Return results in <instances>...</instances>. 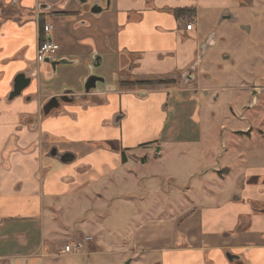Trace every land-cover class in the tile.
<instances>
[{"label":"crops","instance_id":"0c3cea01","mask_svg":"<svg viewBox=\"0 0 264 264\" xmlns=\"http://www.w3.org/2000/svg\"><path fill=\"white\" fill-rule=\"evenodd\" d=\"M87 1L0 0V264H264V28L247 25L264 0H110L106 10L92 0L98 14ZM201 13L222 28L220 40L231 43L223 28L237 23L255 36L238 30L231 47L245 58L246 78L223 72L233 49L221 55L226 67L219 56L208 61L217 38L201 31ZM45 39L58 45L53 61L63 66L36 62ZM69 66L101 70L96 89L67 90L60 70ZM209 70L205 86L199 76ZM19 74L29 84L9 99ZM255 78L249 111L258 107V117H245ZM139 82L147 84L135 98L121 91ZM167 87L182 94L179 107L201 93L213 104L224 97L228 129L213 132L212 117L196 111L199 131H174L177 116L175 127L164 121L154 132ZM53 99L57 108L44 114ZM139 120L147 134L132 137L127 129ZM76 240L81 253L63 254Z\"/></svg>","mask_w":264,"mask_h":264},{"label":"rangeland","instance_id":"374dc122","mask_svg":"<svg viewBox=\"0 0 264 264\" xmlns=\"http://www.w3.org/2000/svg\"><path fill=\"white\" fill-rule=\"evenodd\" d=\"M257 2H259L260 0H256ZM92 0H88L84 6L85 7H90L91 4H92ZM101 2V1H100ZM255 2L256 4H259ZM101 5H103V2H101ZM249 12V10H248ZM250 14V24H247L248 26H252V27H255V24H257L258 26H260V28L263 30L264 28V20L263 19V15H264V10L261 9V8H256L254 10H251L249 12ZM204 15V14H203ZM202 15V13L199 15V18H198V24H199V27L201 29L202 32H204V30H207V29H211V31L213 32L214 31V34L216 35V38H217V42L215 43L214 46H211L208 48L207 52H206V56L207 58L209 56H211L213 58V56H219L218 57V61H219V64L223 65V67H226L227 65H225V62L221 61L220 58L221 55L223 54H229L230 51H232L231 49H233V53L235 54V48H231V47H234V41L236 40L237 37H241V34L239 32H237L238 30H240L246 37L244 39H246L247 41H251V42H254V38L255 36L253 37L251 35L248 36V34L246 33V31H242L241 30V26L242 25H245V24H240V23H237L236 24V31H235V25H226L223 29L226 32V34L228 35H231L233 36V39L231 41V43H229V40H227V37H223V40H220V34L222 33V28L221 27H218V26H215L214 29H213V25L208 23L204 16ZM258 16V18L256 17ZM260 16V17H259ZM246 25V26H247ZM207 36H205V34L202 35V40H205ZM258 43V42H256ZM256 50V49H255ZM205 60V59H204ZM207 61V60H206ZM208 61H209V58H208ZM243 61H245V58H241L238 59V57H236V54H235V57H233L232 59V63H230V65L226 68V70L224 69L223 72H227L229 73L231 70V72H234V73H238L240 75H243V73L245 75H243V79L246 78L247 74L245 73L246 71L244 69H242L243 67H245V65H247L246 62L243 63ZM247 61V60H246ZM246 63V64H245ZM41 66V65H40ZM39 66V67H40ZM50 66V65H48ZM57 66H63L62 64H59ZM87 70L84 72V70L81 68V69H78L74 66H69V67H62V69L60 70V72H62V76L66 79V83H67V87L68 89L67 90H71L73 93L74 92H79L83 89V80L81 82L78 81V76L80 75H85L86 73V76L85 77H88L89 75H94L96 76L95 73H99L101 72V70L97 69V68H93V69H90V66L86 67ZM242 70H244V72H242ZM107 74L109 75H112L110 74V71L109 70H106ZM40 73V71H38V74ZM84 73V74H83ZM41 75H43V73L41 72L40 73ZM39 74V75H40ZM38 75V76H39ZM239 76V75H238ZM50 79H49V83H51V78L52 80H56L54 79L55 76H53L51 74V71H50V75H49ZM236 75L233 76V79H235ZM241 77V76H240ZM249 77V75H248ZM207 78H209L210 80H206ZM111 79L112 81L114 80V77L111 76ZM199 79H200V82L203 83V85H211L213 84V71H208V72H202L201 76H199ZM41 81H42V84L45 85L46 84V81L44 79V76L43 78H41ZM110 82V81H109ZM166 82V81H165ZM175 82L174 80L172 81H168L167 83H173ZM194 82V81H193ZM253 83H251L250 85H248L249 87V91L251 93V100H250V97H247V99L250 100V103H251V107H247L248 110L247 111H244L243 112V115L245 117H249V115L251 114L252 117H258V111H259V108L258 107H255L251 112L249 111L250 109H252L254 107V100H253V95H255L257 93V90L259 89L258 88V78H255V80L252 81ZM156 84V83H155ZM194 83H191V85H193ZM154 85V84H153ZM166 85H169V84H166ZM51 86L48 85L47 87L49 88ZM119 87H117L118 89ZM145 88V86L141 85V84H138L137 87L135 86H130L126 89H121V91H123L124 93H130L131 91V96L133 98L136 97V95L134 94L136 91H140L141 89ZM51 89V88H50ZM167 91L166 93L169 94V103L167 105V103L165 104V106H163V115L161 116V120L155 125H153L152 127V130H154V132H158L160 131V129L163 127V123L164 121H169L168 124L166 125V130L169 129L170 127H175V122L173 123V120L175 119V117H179V124L177 126L176 129H174V131H177V130H184V131H188V132H195L196 130H200L201 127L200 125L198 126V124H196V121L194 119V114H196L195 112L198 111V114L201 115V114H204V117L206 118H211L212 117V120H211V128L213 130V132L217 131V133L220 131L219 130V127L220 125L222 124L225 128L227 126V123L224 119V116L222 115V112L224 111L225 107H226V104L225 103V100H224V97L219 99L218 102L214 103L213 102L211 103V99L210 100H203V95L202 93L201 94H198L197 95V101H194L193 103L189 104L188 102L185 103L182 107H179L177 106V104H175L174 102L178 103L179 105V102L181 101V96L182 94L179 93L178 95L176 94L175 91H172L171 87H167ZM62 90H64V88H62ZM129 91V92H128ZM43 90H39L38 93L40 94H43ZM134 92V93H133ZM253 92V94H252ZM222 94H227L226 92L222 93ZM194 93L190 92V94H188V96H193ZM208 97L211 98V96L209 95ZM184 100H186L185 97H183ZM192 101V100H191ZM190 101V102H191ZM185 102V101H184ZM253 104V105H252ZM189 106V107H188ZM147 107V110H150V106L149 105H146ZM123 110L124 111H133V106L131 108H128L126 107V105L123 106ZM250 112V114H249ZM215 114V115H213ZM212 115V116H211ZM133 118L136 117V113H133L131 115ZM240 118H243L242 116H240ZM210 122V121H209ZM146 127V128H145ZM145 128V129H144ZM144 129V130H143ZM172 129V128H171ZM228 129V127L226 128V130ZM255 130V128H252L251 127V130ZM145 130H147V123L144 124L143 121L140 122V120L136 123V124H133L132 127H128L127 131L130 132L131 136L132 137H136V138H139L141 136V134L145 135L147 134V132H145ZM257 130V129H256ZM255 130V131H256ZM147 144L144 143V144H141L140 147H145ZM150 147H154V148H157L159 147L160 145H158L157 143H150L149 145ZM165 146V145H164ZM161 155H165L166 156V148L163 149ZM173 158V160H171ZM172 158H168L167 162L168 164L170 163H175L174 161V158L176 159L177 156H174ZM174 173V172H173ZM117 224L115 223H109V226L110 228L113 227L115 228L114 226H116ZM90 263H91V260H90ZM82 264V263H81ZM85 264V263H83Z\"/></svg>","mask_w":264,"mask_h":264},{"label":"water","instance_id":"95a60500","mask_svg":"<svg viewBox=\"0 0 264 264\" xmlns=\"http://www.w3.org/2000/svg\"><path fill=\"white\" fill-rule=\"evenodd\" d=\"M105 2V10L109 7L110 0H103ZM85 2V0H84ZM103 9L101 6L98 5V2H94V4L90 8V13L92 14H98L102 11ZM44 63L47 65H50L52 68H55L59 64H65L64 62H56V61H49L48 59L44 60ZM29 78H27L24 74H19L18 76L15 77L13 81V90L11 94L9 95V99H13L21 94V92L28 86L29 84ZM99 81V78H97L94 75H89L87 79L85 80V83L83 85V93L84 95H87L92 90L96 89V83ZM61 99V98H60ZM63 100V98L61 99ZM56 99L49 100L47 104L43 107V113L47 114L49 113L53 108H57L58 103L56 102ZM56 155V151H52V156ZM60 161L62 163H68L71 161V157L69 154H63L60 157ZM230 259H233V257L230 256Z\"/></svg>","mask_w":264,"mask_h":264},{"label":"built area","instance_id":"2783aa9c","mask_svg":"<svg viewBox=\"0 0 264 264\" xmlns=\"http://www.w3.org/2000/svg\"><path fill=\"white\" fill-rule=\"evenodd\" d=\"M51 26L47 27V31L50 32L51 31ZM59 50V47L57 44H55L53 41L51 40H43L38 48H37V52H36V62L39 64L44 63V60L48 59L49 61H52L57 52ZM90 238L89 237H84L83 241L84 243L89 241ZM84 248V244L82 242H80V240H76L73 242H70L68 244H66L63 247V254H67V255H78L81 253V251Z\"/></svg>","mask_w":264,"mask_h":264},{"label":"trees","instance_id":"16d2710c","mask_svg":"<svg viewBox=\"0 0 264 264\" xmlns=\"http://www.w3.org/2000/svg\"><path fill=\"white\" fill-rule=\"evenodd\" d=\"M40 29L42 30V27L41 26H40ZM139 84L143 85V84H147V83L146 82H139Z\"/></svg>","mask_w":264,"mask_h":264}]
</instances>
